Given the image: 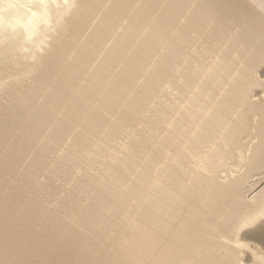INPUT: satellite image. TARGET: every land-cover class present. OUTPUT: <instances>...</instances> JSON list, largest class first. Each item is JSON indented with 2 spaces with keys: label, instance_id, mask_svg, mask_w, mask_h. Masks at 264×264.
Wrapping results in <instances>:
<instances>
[{
  "label": "bare ground",
  "instance_id": "obj_1",
  "mask_svg": "<svg viewBox=\"0 0 264 264\" xmlns=\"http://www.w3.org/2000/svg\"><path fill=\"white\" fill-rule=\"evenodd\" d=\"M0 264H264V0H0Z\"/></svg>",
  "mask_w": 264,
  "mask_h": 264
},
{
  "label": "rangeland",
  "instance_id": "obj_2",
  "mask_svg": "<svg viewBox=\"0 0 264 264\" xmlns=\"http://www.w3.org/2000/svg\"><path fill=\"white\" fill-rule=\"evenodd\" d=\"M81 164H84V163L82 162ZM84 167H85V165H84ZM95 167H96V165H95ZM97 167H98V165H97ZM97 167H96V168H97ZM82 168H83V166H82ZM63 182H64V181H63ZM79 187H82V185H80ZM54 189H55V186H54V188L52 189V191H53ZM39 192H41V189H39L38 186H35V187L33 188V190L31 191L32 194H38ZM49 192H50V191H49ZM42 205H44L45 208H46V207H49V206H50V201L45 200L44 203H43ZM49 212L55 214L54 216H55V219H56L57 221H59V220L61 221V215H60V213L53 212L52 209L49 210Z\"/></svg>",
  "mask_w": 264,
  "mask_h": 264
}]
</instances>
